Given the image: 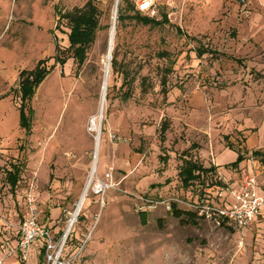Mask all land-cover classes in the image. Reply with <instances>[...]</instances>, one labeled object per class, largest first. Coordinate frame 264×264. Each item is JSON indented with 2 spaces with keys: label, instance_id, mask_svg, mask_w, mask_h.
I'll use <instances>...</instances> for the list:
<instances>
[{
  "label": "rangeland",
  "instance_id": "1",
  "mask_svg": "<svg viewBox=\"0 0 264 264\" xmlns=\"http://www.w3.org/2000/svg\"><path fill=\"white\" fill-rule=\"evenodd\" d=\"M149 1L150 10H140ZM249 2L242 7L239 0H0V169L17 157L26 160L28 153L38 157L32 173L24 170L18 195L32 192L42 210L39 223L58 227L60 237L81 201L61 260L264 264V207L241 229L196 215L192 221L177 218L166 209L172 200L182 211L205 200L215 207L229 203L216 190L204 197L202 182L189 191L181 187L183 151L205 167L217 164L205 184L220 179L228 192L249 172L264 195V163L252 156L264 151V0ZM134 9L168 22L145 26L132 19ZM64 13L93 29L80 68L66 51L69 30L59 19ZM56 56L64 62L58 64ZM39 63L49 73L28 102L33 112L25 130L19 125L20 73ZM123 75L132 80L127 101L121 99L129 86L122 84ZM94 117L99 127L90 132ZM97 133L96 172L90 177ZM239 152L245 158L239 167L226 165ZM99 181L109 187L96 194ZM197 195L201 201L194 200ZM12 201L0 172V246L19 237ZM15 247L0 250L3 264H48L35 251L21 261Z\"/></svg>",
  "mask_w": 264,
  "mask_h": 264
},
{
  "label": "built area",
  "instance_id": "2",
  "mask_svg": "<svg viewBox=\"0 0 264 264\" xmlns=\"http://www.w3.org/2000/svg\"><path fill=\"white\" fill-rule=\"evenodd\" d=\"M150 4V1L140 4V10L149 11L151 8ZM244 11L245 10H243V12ZM151 13H153V10ZM95 122V117L89 121L88 130L90 132L95 131ZM108 176L109 175L106 177ZM94 187L96 188L95 193L99 194L104 192L109 186L99 181ZM208 194H210V192H208ZM228 194L231 197V201L229 203L225 202L221 206L215 207L206 200L204 203H190L188 205L197 212L199 217L211 220L218 226L228 225L229 227L237 229L247 227L252 223L255 217L259 214L260 209L264 207V197L257 194L256 180L254 177H243L240 189H229ZM216 196L221 198L222 191H218ZM24 201L25 210L18 226L19 237L14 249L18 258L21 261H27L33 243L41 240L43 242L44 258L48 264H69V261L61 260V252L67 241L68 230L75 222L76 216H71L68 224L69 228L66 229L59 240H55L51 235L50 230L39 223L38 208L35 197L31 193H27ZM172 201L177 202L175 200ZM155 204H158V202H155ZM166 209L170 210L169 202L166 205ZM7 254L10 255V253ZM4 259V257H0V264H3Z\"/></svg>",
  "mask_w": 264,
  "mask_h": 264
},
{
  "label": "trees",
  "instance_id": "3",
  "mask_svg": "<svg viewBox=\"0 0 264 264\" xmlns=\"http://www.w3.org/2000/svg\"><path fill=\"white\" fill-rule=\"evenodd\" d=\"M122 1V0H120ZM91 3V2H90ZM89 3V4H90ZM88 5V4H87ZM135 10V9H134ZM134 15H132V19L136 20L138 23H141L145 26H160L163 24H166L168 21L166 17L164 16L162 19L158 20L153 17H149L146 15H141V13L138 10L134 11ZM68 13H64L60 15V20L66 22V26L69 30L68 32V40H69V46L66 51H69L71 55V58L76 63L77 67L80 68L85 60L86 53L88 50L89 45L92 43V33L93 29L91 25H88L85 19H73V17H69L67 15ZM122 16V14H121ZM119 16V21H123V17ZM68 17V18H67ZM67 18V19H66ZM56 62L59 64H62L64 62V59L59 56H56ZM116 65V58H112L111 60V66L112 68ZM49 71L42 65V63H39L35 66V68L31 71H22L20 73L21 80L19 82V94L20 99L22 101V106L19 108L21 117L19 121V125L21 128L28 130L29 124H30V114L33 112V110L28 106V102L31 100L33 95L35 94L36 88L38 85L43 81V79L47 76ZM131 82L132 80L127 77V75H123V85H126V90L124 91L122 95V100L127 101L131 96ZM162 88L165 86V79L161 82ZM122 87V85H121ZM28 112V113H27ZM252 156L259 160L261 163H264V151L256 150L252 152ZM244 159L242 155H239L234 163H232L230 166L237 167L238 164ZM214 170V168H202L201 166H196L195 163H192L190 161H184L183 165L181 166L179 172H178V178L180 180L181 185L185 188L188 185V182L190 180L195 179L197 176L194 175V172L201 171L203 174L208 173L209 171ZM170 210L168 212H171L175 217L179 218L182 215H185L190 220L193 216H198L197 212L195 211H182L178 208L176 202L170 201ZM141 217L143 219L144 223V213L140 212ZM199 217V216H198ZM192 221V220H191ZM70 240V235L67 237V241ZM40 258H44V250L42 247Z\"/></svg>",
  "mask_w": 264,
  "mask_h": 264
},
{
  "label": "crops",
  "instance_id": "4",
  "mask_svg": "<svg viewBox=\"0 0 264 264\" xmlns=\"http://www.w3.org/2000/svg\"><path fill=\"white\" fill-rule=\"evenodd\" d=\"M239 3L242 5V7H244V6H248L249 4H250V2H249V0H239ZM58 63V62H57ZM59 64V63H58ZM31 121V120H30ZM29 129H30V124H29ZM28 129V130H29ZM161 132H163V136L165 135V133H166V128H162V130H161ZM28 133V132H27ZM24 137H28L29 139L30 138H33V135L31 136V135H25ZM186 138V137H185ZM184 138V139H185ZM185 140H187V139H185ZM188 141V140H187ZM182 144L184 143V141H180ZM191 146V148H198L199 147V145L197 144V145H195V143H193L192 145H190ZM186 148H187V146H186ZM199 149V148H198ZM20 151V153L21 154H23V152H24V148L23 147H18V152ZM185 152V153H184ZM183 153H184V156H183V161H182V164H181V166L183 165V163H184V161H190V162H192V163H195L196 164V166H201L202 168H214V170H211V171H209L208 173H206V174H203L201 171H196V172H194V175H196L197 177L195 178V179H193V180H190L189 182H188V185H187V187H183L182 185H181V187L183 188V189H185V190H188L189 191V189L196 183V182H202V183H204V189H203V192H205V194H204V197H208L207 196V192H210V191H212V190H216V192L217 191H219V190H221L222 191V195H228L229 196V194H228V192H226V191H223L224 190V188H223V186H225V185H223L220 181V179H218V182L217 181H214V183H210V184H205V181H204V179L208 176V174H212L213 172H215L216 171V168H217V170H218V166H217V164H215V166H210V167H205V166H203L202 165V163H200V162H198L197 161V157H194V158H192V157H190V156H187L186 155V151H183ZM239 155H242L243 157H244V155L242 154V153H238L237 154V157L239 156ZM237 157H236V159H237ZM34 159H37L38 160V157H36V156H31L30 157V155H29V153L27 154V156H26V160H24L23 159V161H22V158H19V157H17V159H15V160H13V161H11L10 163H8V165L6 166V167H3V169H0V172H2L3 173V176H4V180H5V183L7 184V186H8V188H9V190H10V196H11V198L13 199V204L14 205H17L18 206V211L16 212V216H17V218H19L20 220H21V217H22V214H23V212H24V210H25V201H24V196H25V194H27V193H25L24 194V196L23 197H19V195H18V187H19V185H20V182H21V179H22V175H23V172H24V170L25 171H27L28 172V174L29 173H32L30 170L32 169V168H34V165H35V163H37V162H35L34 161ZM236 159H235V161H236ZM245 160V158L238 164V166L237 167H233V168H238L239 167V165L243 162ZM61 161H63V159H62V156L60 155V156H58V160H57V162L58 163H60V164H62L61 163ZM235 161H231L230 163H228V164H226V165H231L232 163H234ZM44 163H45V160L43 159L42 160V162H41V168L39 169L40 171L43 169V166H44ZM181 166H180V168H181ZM45 167H46V165H45ZM26 168H27V170H26ZM31 168V169H30ZM2 170V171H1ZM46 171V170H45ZM44 171V172H45ZM245 176H249V177H254L251 173H249V172H247V173H245V174H242V176H241V179H239L238 181H237V183H235V186H233V185H231V186H229L231 189H234V190H238V189H240V187H241V181H242V179H243V177H245ZM49 180H52V174H50L49 175ZM180 181V180H179ZM257 184V183H256ZM221 187V188H220ZM223 188V189H222ZM256 192H257V194L259 195V196H262V197H264V195H263V193L262 192H258L257 190H256ZM31 194H32V192H30ZM189 194V193H188ZM33 196H34V194H32ZM201 195V194H200ZM222 197L223 199H222V201L221 202H224V199H226L228 202H230L231 201V199H228V198H226V196L225 197ZM36 199V198H35ZM198 199V201H201L202 199H201V197L199 196V195H197L196 196V198L194 199V200H197ZM36 202H37V208H38V218H40L41 219V213H42V210H41V207L39 206V203H38V201H37V199H36ZM261 213L259 212V214L255 217V219H254V221L253 222H255V220L257 219V218H259L261 215H260ZM53 216H52V213L50 214V218H52ZM43 218L44 219H46V217H45V215L43 216ZM48 221V220H47ZM253 222L252 223H250L248 226H250V225H252L253 224ZM43 226H45V227H48L50 230L52 229V227H50L51 225H47V224H44ZM247 226V227H248ZM61 232H62V230L60 231V229L58 228V227H56V228H54V229H52V231H51V234H52V236L54 237V238H59L60 237V235H61ZM16 236H18V233H16ZM17 241H18V239H16L15 240V242H14V244L13 245H11V244H9V243H5V245H4V243H2L3 245H1L0 247V250L2 251L1 253H6V250H7V248H12V247H15L16 245H17ZM69 242H70V240H68V244H69ZM42 247H43V242L41 241V240H38V241H35L34 243H33V245H32V248H31V250H30V254H31V252H33V251H35L36 253H37V255L39 256V258H40V254H41V250H42ZM67 248V247H66ZM17 258H18V256H17Z\"/></svg>",
  "mask_w": 264,
  "mask_h": 264
},
{
  "label": "bare ground",
  "instance_id": "5",
  "mask_svg": "<svg viewBox=\"0 0 264 264\" xmlns=\"http://www.w3.org/2000/svg\"><path fill=\"white\" fill-rule=\"evenodd\" d=\"M111 46H112V36L110 35V40H109V51L111 50ZM109 59V58H107ZM108 62V61H107ZM105 77H104V82H103V87H102V97H101V103H100V116L101 117V114H102V110H103V105H104V93H105V90H106V85H107V78H108V63L107 65H105ZM99 127V124H97V126L95 127L96 131ZM98 134L97 133V136L95 138V146H94V161L92 163V166H91V172H90V177L96 172V155H97V150H98V143H99V138H98ZM86 192V189L84 190L83 194L80 196V199L84 196ZM80 204H81V201H78L77 203V209L75 210L74 214H73V217L77 215L78 211H79V207H80Z\"/></svg>",
  "mask_w": 264,
  "mask_h": 264
}]
</instances>
